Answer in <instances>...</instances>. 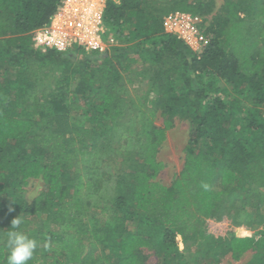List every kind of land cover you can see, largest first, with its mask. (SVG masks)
Here are the masks:
<instances>
[{
	"label": "trees",
	"instance_id": "trees-1",
	"mask_svg": "<svg viewBox=\"0 0 264 264\" xmlns=\"http://www.w3.org/2000/svg\"><path fill=\"white\" fill-rule=\"evenodd\" d=\"M63 2L0 0V264L16 230L37 241L28 264H147L145 249L163 264L250 250L245 264H264V0H227L214 16V0H107L117 43L103 54L37 45ZM172 12L213 16L199 54L164 32ZM176 119L189 139L166 185L158 152ZM223 218L263 231L207 233Z\"/></svg>",
	"mask_w": 264,
	"mask_h": 264
},
{
	"label": "built area",
	"instance_id": "built-area-1",
	"mask_svg": "<svg viewBox=\"0 0 264 264\" xmlns=\"http://www.w3.org/2000/svg\"><path fill=\"white\" fill-rule=\"evenodd\" d=\"M106 2L107 0H64L51 22L35 31L37 45L42 49H55L60 52L74 48L101 54L108 52L117 41L112 36L107 41L102 37L108 31L103 25ZM208 25L206 18L184 12L169 13L163 20L164 32L177 37L196 54L208 43L205 35ZM220 224L231 226L228 231L233 227L227 218ZM215 234L226 235L221 232ZM179 242L181 244V237Z\"/></svg>",
	"mask_w": 264,
	"mask_h": 264
},
{
	"label": "rangeland",
	"instance_id": "rangeland-1",
	"mask_svg": "<svg viewBox=\"0 0 264 264\" xmlns=\"http://www.w3.org/2000/svg\"><path fill=\"white\" fill-rule=\"evenodd\" d=\"M114 1L118 2L119 0H114ZM191 1H193V0H191ZM214 1H215L216 5H215V10L212 14L213 16L220 12L221 7L224 5L225 1H227V0H214ZM213 16H209L208 18H206L208 21V24H211L213 22ZM110 36H112V35H110ZM110 36H107L106 34L102 35V37L105 41H107L108 38H110ZM16 72H17L16 70H12L11 76L14 77ZM135 85H138V86L145 88V89H147V87H148L147 86L148 84L143 80L138 81ZM262 109L264 112V107ZM175 122H176L175 128L168 131L167 140L165 141L164 145L160 148V150L158 152V159L160 161L164 162V164L166 165L165 169L162 170V172L159 174L158 180H160L162 183H164L166 185H170L172 183L175 175L181 171V169L183 167V163H184L183 149L186 146L187 141L189 139L190 126H189L188 122L178 121V119H176ZM156 124L158 126H163V119L161 118V116H159L156 119ZM28 147L31 148L32 144H29ZM44 189H45V185L41 179L40 180H30L29 185L27 186L26 198L29 201H32L39 194V192H41ZM1 195L5 199L6 196L4 194H1ZM223 219H225V218H223ZM222 220H216V219L208 220L206 223L207 233H209L210 235H212L216 238H220V237H226L227 235H229L231 233H233L237 236V233L242 232L243 234L249 235L248 237L256 236L258 239L259 233H261L263 231V228L254 229V227H253V229H251V228H248L247 226H242L243 228H245V230L240 229L238 231L237 228H242V227H236L234 225H233L232 229L230 231H228L229 227H231V226L226 225V224H224V225L220 224V222ZM210 221H214V222H210ZM128 228L133 230V231H136L137 230V224L135 222H129ZM219 232H221L222 235L223 234H226V235L225 236H221V235L219 236V235L215 234V233H219ZM179 246H180V250L182 252L185 251L187 258L191 259L194 256V253H191V254L187 253V251H186L187 248L185 247L184 243L181 242V244ZM143 255L146 257V263L147 264H163L161 256H158V254L155 251L145 249V250H143ZM254 256H255V251L250 250L245 255L242 256V258L239 262H236L231 258V255H228L222 260L221 264H229V263H231V264H245V263L249 262L251 259H253ZM187 264H192V261L189 260ZM200 264H204V262L202 261V262H200Z\"/></svg>",
	"mask_w": 264,
	"mask_h": 264
},
{
	"label": "clouds",
	"instance_id": "clouds-1",
	"mask_svg": "<svg viewBox=\"0 0 264 264\" xmlns=\"http://www.w3.org/2000/svg\"><path fill=\"white\" fill-rule=\"evenodd\" d=\"M11 211V209H10ZM21 220L17 217L12 220L11 227L18 229ZM7 244L9 248V255L7 257V264H28L37 249V241L29 238L21 231H9L7 234Z\"/></svg>",
	"mask_w": 264,
	"mask_h": 264
},
{
	"label": "crops",
	"instance_id": "crops-1",
	"mask_svg": "<svg viewBox=\"0 0 264 264\" xmlns=\"http://www.w3.org/2000/svg\"><path fill=\"white\" fill-rule=\"evenodd\" d=\"M240 229H244L245 230V228H237V230L239 231ZM237 236L238 237H248L249 235H247V234H243L242 232H240V233H237Z\"/></svg>",
	"mask_w": 264,
	"mask_h": 264
}]
</instances>
